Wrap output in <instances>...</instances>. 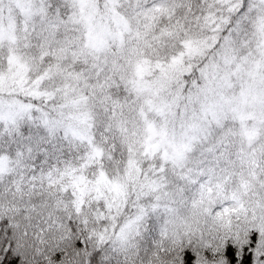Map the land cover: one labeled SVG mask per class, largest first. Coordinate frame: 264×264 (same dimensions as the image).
<instances>
[{"label":"snow or ice","instance_id":"snow-or-ice-1","mask_svg":"<svg viewBox=\"0 0 264 264\" xmlns=\"http://www.w3.org/2000/svg\"><path fill=\"white\" fill-rule=\"evenodd\" d=\"M0 264H264V0H0Z\"/></svg>","mask_w":264,"mask_h":264}]
</instances>
